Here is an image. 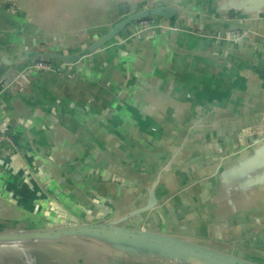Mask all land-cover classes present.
<instances>
[{"label": "crops", "instance_id": "obj_1", "mask_svg": "<svg viewBox=\"0 0 264 264\" xmlns=\"http://www.w3.org/2000/svg\"><path fill=\"white\" fill-rule=\"evenodd\" d=\"M121 1L169 4L178 15L129 37L131 25L95 54L79 56L120 19ZM227 1L10 0L13 11L1 8L0 74L21 69L40 51L67 55L68 68L33 72L12 93H0V133L19 146L1 144L0 208L9 200L22 208L37 204L45 213L63 211V223L72 224L139 207L155 183V210L176 197L180 212H209L204 205H215L224 179L217 177L228 167L232 193L250 205L236 211L237 220L261 223L264 184L243 188L261 167L247 160L250 136L234 132L264 113V12L248 18L225 9ZM244 27L256 32L254 43L225 39L226 31ZM256 191L258 202L251 203ZM248 222L243 226H253ZM74 249L0 247V264L123 263Z\"/></svg>", "mask_w": 264, "mask_h": 264}, {"label": "water", "instance_id": "obj_2", "mask_svg": "<svg viewBox=\"0 0 264 264\" xmlns=\"http://www.w3.org/2000/svg\"><path fill=\"white\" fill-rule=\"evenodd\" d=\"M123 7L119 5L118 13L125 14L130 10L128 5ZM227 8L254 18L264 12V0H228L225 9ZM177 15L178 9L169 4L142 8L114 25L100 29H104V32L94 36L92 43L77 54H95L96 50L116 38L133 19L159 16L169 22ZM169 28L176 29V25L171 23ZM238 32L241 35L236 40L243 39L248 44L254 43L256 32L252 28L244 27ZM13 90L14 85H6L0 93H12ZM234 134L239 138L250 136V141L244 143L247 150L251 151L247 160L251 162L250 166L256 163L261 167V172L256 177L244 181L243 188L250 189L264 184V113L255 123L236 129ZM10 139L16 143L14 137ZM16 149L19 151L17 143ZM2 153L0 150V164H4ZM241 166L243 163L238 164L239 168ZM237 173L234 170L232 175L236 177ZM230 174L227 167L220 174L221 177H217L218 180L224 179L217 185L212 198L215 205H204L209 212H180L176 197L155 210L159 207L160 199L155 183L148 187V201L139 207L117 212L111 209L106 216L81 219L80 222L72 224L63 223L67 221L63 211L45 213L37 209V204H34V208H22L12 200L3 201L7 204L0 208V223L4 226L0 228V247L14 245L49 251L54 247L67 245L74 246V251L78 253H101L106 258L117 256L123 261L122 264H264V210L258 211L256 215L262 218L261 223L254 222V217L249 222L237 220L236 211L250 209V205L242 197L232 193L233 187H230V182L226 179ZM227 192L232 197H227ZM256 192L253 201L250 200L251 203L258 202L259 193ZM171 194L164 198L167 199ZM30 200L35 202L32 197ZM151 209L155 212L146 219ZM180 218L182 222L178 224ZM145 219L147 224L141 223ZM152 221H156L157 225H151ZM246 222L253 223V226L250 224V227H244Z\"/></svg>", "mask_w": 264, "mask_h": 264}, {"label": "flooded vegetation", "instance_id": "obj_3", "mask_svg": "<svg viewBox=\"0 0 264 264\" xmlns=\"http://www.w3.org/2000/svg\"><path fill=\"white\" fill-rule=\"evenodd\" d=\"M3 2L0 1V9L5 8L7 10L13 11L15 9V6L10 0H2ZM183 2V1H182ZM124 6L125 8L127 5L130 7V10L126 12L125 14H119L120 19L118 21L122 20L126 16L142 9V8H147V7H152L148 5V3H141L139 6H134L131 2L128 1H121L118 3V7ZM118 7H117V12H118ZM163 19V20H161ZM166 21L163 17L159 16H146V17H141V18H136L133 19L130 23L125 25V28L129 26L135 27L134 30H130L131 34H129V37L131 35H136L137 33L149 29H156L160 28L163 25V22ZM117 23V22H116ZM114 25V24H113ZM197 34H201L202 36H219V33H208L199 31L197 30ZM241 32H233V31H226L225 39L228 40H236V37L240 36ZM117 37V36H116ZM125 44L126 41L124 40H116L113 42V44L118 45V44ZM49 55V54H48ZM45 55V53H42L41 51L34 57H28L26 56L25 60V65L21 69H17L15 67H10L7 69L4 73L0 74V83H12L15 87V89L18 86H21V83H23L25 80L29 79V76L33 72H46V71H55L57 73H64L66 68H68L65 64L67 62V55H56V56H48ZM84 56V55H82ZM3 90L2 86L0 85V91ZM2 136V139H0V150L1 149V144L5 141H7L8 144L14 145L15 142H13L10 139V136L6 133H0Z\"/></svg>", "mask_w": 264, "mask_h": 264}, {"label": "built area", "instance_id": "obj_4", "mask_svg": "<svg viewBox=\"0 0 264 264\" xmlns=\"http://www.w3.org/2000/svg\"><path fill=\"white\" fill-rule=\"evenodd\" d=\"M241 35V34H240ZM238 37H240V36H238ZM238 37H236V38H238ZM12 83H0V85L2 86V89H4V87H6V85H11ZM13 85V84H12ZM0 139H2V136L0 135Z\"/></svg>", "mask_w": 264, "mask_h": 264}]
</instances>
